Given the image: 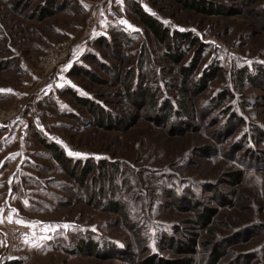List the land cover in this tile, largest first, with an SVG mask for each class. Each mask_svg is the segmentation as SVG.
<instances>
[{
  "label": "rangeland",
  "instance_id": "rangeland-1",
  "mask_svg": "<svg viewBox=\"0 0 264 264\" xmlns=\"http://www.w3.org/2000/svg\"><path fill=\"white\" fill-rule=\"evenodd\" d=\"M216 257L264 264V0H0V264Z\"/></svg>",
  "mask_w": 264,
  "mask_h": 264
},
{
  "label": "trees",
  "instance_id": "trees-1",
  "mask_svg": "<svg viewBox=\"0 0 264 264\" xmlns=\"http://www.w3.org/2000/svg\"><path fill=\"white\" fill-rule=\"evenodd\" d=\"M142 19H143V21H145V22L150 26V29L153 30V32L155 33L156 36H162V35H164V33H161V31H160V27H156V26H155V23H154L153 21H151V19L148 20V19H146L145 17L142 18ZM145 94H146L145 96H147V95H148V92H146ZM147 99L150 101V100H151V96L148 95ZM102 119H103V118H102ZM51 147H52V149L54 150V153H55V155H56V158H57V159H58L63 165H66L64 159L62 158V152H59L58 148L55 147L54 145H52ZM217 258H218V257H216V258L214 259V261H213L214 263H212V264H217Z\"/></svg>",
  "mask_w": 264,
  "mask_h": 264
},
{
  "label": "snow or ice",
  "instance_id": "snow-or-ice-1",
  "mask_svg": "<svg viewBox=\"0 0 264 264\" xmlns=\"http://www.w3.org/2000/svg\"><path fill=\"white\" fill-rule=\"evenodd\" d=\"M69 155L80 156L81 154L80 153H72V152H69ZM64 227H68V226L65 225Z\"/></svg>",
  "mask_w": 264,
  "mask_h": 264
}]
</instances>
